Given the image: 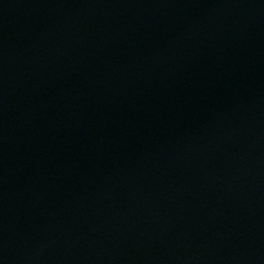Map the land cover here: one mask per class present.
I'll use <instances>...</instances> for the list:
<instances>
[{
  "label": "water",
  "instance_id": "95a60500",
  "mask_svg": "<svg viewBox=\"0 0 264 264\" xmlns=\"http://www.w3.org/2000/svg\"><path fill=\"white\" fill-rule=\"evenodd\" d=\"M0 264H264V0H0Z\"/></svg>",
  "mask_w": 264,
  "mask_h": 264
}]
</instances>
